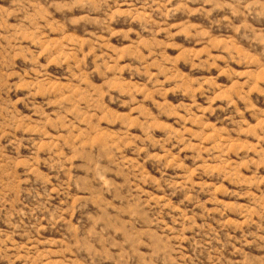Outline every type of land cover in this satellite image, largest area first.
<instances>
[{"label": "rangeland", "instance_id": "1", "mask_svg": "<svg viewBox=\"0 0 264 264\" xmlns=\"http://www.w3.org/2000/svg\"><path fill=\"white\" fill-rule=\"evenodd\" d=\"M0 264H264V0H0Z\"/></svg>", "mask_w": 264, "mask_h": 264}]
</instances>
